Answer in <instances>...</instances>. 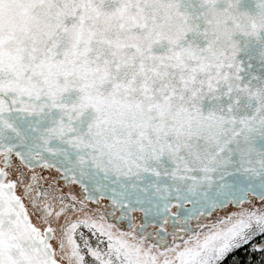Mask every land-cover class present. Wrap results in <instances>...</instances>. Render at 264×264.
I'll return each instance as SVG.
<instances>
[{"label": "snow or ice", "instance_id": "obj_1", "mask_svg": "<svg viewBox=\"0 0 264 264\" xmlns=\"http://www.w3.org/2000/svg\"><path fill=\"white\" fill-rule=\"evenodd\" d=\"M243 249L264 264V0H0V264Z\"/></svg>", "mask_w": 264, "mask_h": 264}, {"label": "trees", "instance_id": "obj_2", "mask_svg": "<svg viewBox=\"0 0 264 264\" xmlns=\"http://www.w3.org/2000/svg\"><path fill=\"white\" fill-rule=\"evenodd\" d=\"M232 259H240V260H247L249 259V256L247 255V249H243L240 252L236 253L234 257H229V260L226 262V264H231ZM253 260H259L260 256L256 255L251 257Z\"/></svg>", "mask_w": 264, "mask_h": 264}]
</instances>
